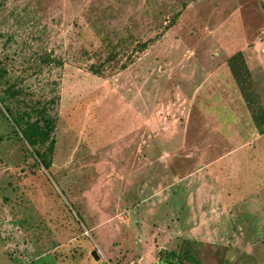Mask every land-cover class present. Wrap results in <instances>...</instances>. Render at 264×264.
Returning a JSON list of instances; mask_svg holds the SVG:
<instances>
[{
    "label": "rangeland",
    "instance_id": "obj_1",
    "mask_svg": "<svg viewBox=\"0 0 264 264\" xmlns=\"http://www.w3.org/2000/svg\"><path fill=\"white\" fill-rule=\"evenodd\" d=\"M237 51L264 105V0H6L0 67L56 142L33 167L0 101V264H264V134Z\"/></svg>",
    "mask_w": 264,
    "mask_h": 264
},
{
    "label": "trees",
    "instance_id": "obj_2",
    "mask_svg": "<svg viewBox=\"0 0 264 264\" xmlns=\"http://www.w3.org/2000/svg\"><path fill=\"white\" fill-rule=\"evenodd\" d=\"M5 2L6 0H0V14ZM180 14V10L172 11L167 18V23L164 25L163 30L171 28ZM150 40L152 39L148 41ZM148 41H138L137 45L140 50H143L147 46ZM111 55L113 54L110 53L107 59H110ZM41 59L43 61H50L48 55L41 57ZM57 63L60 64L61 62L57 61ZM124 66L122 65V67ZM227 66L245 106L250 112L255 131L259 135L264 134V105L256 90L242 51L232 54L227 60ZM101 68L102 63L90 65V70L94 73H100ZM5 76L6 70L2 66L0 67V101L3 103L6 118L13 119L15 123L17 122L18 127L23 130L21 133L27 138V142L32 147V150H29L28 153L33 160V167L48 169L52 165V156L55 149L56 141L53 135L56 118L48 112L45 102H41L40 100L26 101L25 98H22L21 96L24 94L23 89L19 88L15 82L7 80ZM186 256L191 257L192 253L186 252L184 255L173 251H165L161 262L163 264H184V260L187 259Z\"/></svg>",
    "mask_w": 264,
    "mask_h": 264
},
{
    "label": "water",
    "instance_id": "obj_3",
    "mask_svg": "<svg viewBox=\"0 0 264 264\" xmlns=\"http://www.w3.org/2000/svg\"><path fill=\"white\" fill-rule=\"evenodd\" d=\"M91 254L93 255V257H94L95 259L98 258V254H97V252H96L95 250H93V251L91 252Z\"/></svg>",
    "mask_w": 264,
    "mask_h": 264
}]
</instances>
